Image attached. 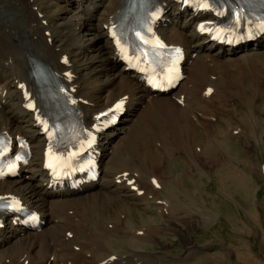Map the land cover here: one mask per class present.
I'll list each match as a JSON object with an SVG mask.
<instances>
[{"label":"bare ground","instance_id":"bare-ground-1","mask_svg":"<svg viewBox=\"0 0 264 264\" xmlns=\"http://www.w3.org/2000/svg\"><path fill=\"white\" fill-rule=\"evenodd\" d=\"M51 1L63 11L61 26L72 31L71 36L68 29L63 32L59 45L53 43L54 36L46 35L50 21L34 0H18L29 9L28 28H11L10 14L3 18L0 13V46L9 57L6 70L11 72L8 62L14 72L0 76V133L8 139L25 136L32 145V156L19 176L0 181V197L21 199L44 221L40 230L32 231L24 229L17 216L0 214V264H158L159 254L146 250L155 236L171 231L168 219L183 224L185 219L204 218L207 211L200 205L199 190L183 185L188 170L165 177L157 175V169L183 158L200 172L206 169L204 163L216 174L224 172L223 188L230 180L238 184V175L247 187L245 170L220 164V154L211 152L239 140L264 143V113L258 111L264 102V39L257 48L223 51L199 29L200 13L181 9L174 0H160L164 15L159 29L169 44L180 48L185 77L171 93L154 94L125 70L109 36L114 23L126 24L122 17L131 6L138 15L147 0H134L132 5L131 0ZM213 2L227 8V19H264V0ZM141 46L133 39L126 45L130 51ZM141 53L155 69L163 68L164 60L173 55L166 48L151 52L147 47ZM89 79L95 84L85 83ZM60 86L74 97L79 119L88 129L101 125L104 112L118 102L126 109L114 127L97 132L99 178L70 194L49 187L43 168L46 140L22 91L30 92L50 124L58 121L55 140L60 147L75 148L76 131L55 114ZM238 108L243 117L235 124L228 116ZM224 118L230 121L222 125L226 132L221 134ZM247 149L251 148L243 150ZM137 202H144L146 216L141 214L140 224H126ZM191 257L189 253L166 263L186 264Z\"/></svg>","mask_w":264,"mask_h":264},{"label":"rangeland","instance_id":"rangeland-1","mask_svg":"<svg viewBox=\"0 0 264 264\" xmlns=\"http://www.w3.org/2000/svg\"><path fill=\"white\" fill-rule=\"evenodd\" d=\"M50 1L35 0V4L37 9L45 13L50 21V28L46 35L54 36L53 43L59 45L64 41L62 39L63 32L68 28L61 26L62 23L59 21L63 11L54 7V4ZM0 3H2L0 4V13H2L3 18L6 14H10L7 16V20L12 21L11 28L20 27L23 29V27L28 28L31 25L30 20L27 19V13L29 12L27 6L25 8L18 0H0ZM16 4L17 6H15ZM16 10L18 11L16 12ZM27 10L28 12H26ZM21 16L23 17L21 18ZM3 23H0V25ZM71 33V29H68L66 34L71 36ZM3 51L0 46V76L5 72L11 75L14 72L8 62L7 65L10 67L11 72L6 70L5 61L9 57ZM118 65H121V63ZM2 67L5 69L3 70ZM85 83L88 85L95 84L90 79L85 80ZM263 109L264 102L258 107V111L264 113ZM242 117L243 112L239 108L228 116L229 119L234 118L233 122L235 124L242 122ZM229 119L224 118L221 120V123H223L220 124L219 131L222 132L221 134L226 132L223 126L225 121H230ZM246 139H249V137ZM245 146H249L251 149L244 151ZM211 154L215 157L220 154V164L231 165L230 167L239 166L240 169L245 170L249 176L247 187L241 184V176L238 175V184L230 180L226 184L227 186L223 188L221 180L223 181L225 174L222 173L224 172L218 171L220 173L216 174L215 169H212L214 167L210 170L206 163H202L206 169L200 172V170L191 167L187 160L183 158H178L176 162L157 169L156 174L165 177H175L188 170L183 185L189 190H199L200 205L205 204L206 208L204 207V209L208 212L204 214V218L198 216L195 219H185L183 224L175 219H168L167 226L171 230L168 232L169 235L166 233L162 236H155L152 242L153 245L150 244L148 246L150 248L147 247L148 250H146L148 253L159 254L158 258L161 261L158 264L164 262V264H168L167 261L186 256L189 253H192V257L186 264H264V143L259 144L253 141L251 144H246L239 140V142L226 143L222 148H216L215 150L213 148ZM248 159L255 163V167L248 165ZM241 175L247 178L244 174ZM136 205L137 207H133L127 217L126 224H140L143 222L141 214L146 216L144 202H137ZM134 237L141 236L135 235ZM142 243L147 244L149 242L143 241ZM169 244L170 246H168ZM2 257L3 254L1 253L0 261Z\"/></svg>","mask_w":264,"mask_h":264}]
</instances>
